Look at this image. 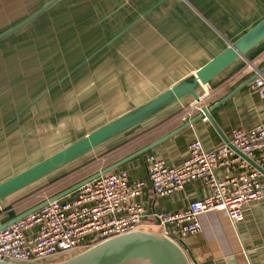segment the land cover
Returning a JSON list of instances; mask_svg holds the SVG:
<instances>
[{
    "label": "crops",
    "instance_id": "0c3cea01",
    "mask_svg": "<svg viewBox=\"0 0 264 264\" xmlns=\"http://www.w3.org/2000/svg\"><path fill=\"white\" fill-rule=\"evenodd\" d=\"M87 1L60 0L47 10L60 11L58 17L47 19V12L28 27L30 35L21 31L0 43V182L196 73L264 20V0ZM255 69L264 70V40L212 80L199 102H188L137 136L147 146L186 125L181 132L115 171H127L130 184L148 182L149 155L181 167L196 139L214 150L230 143L234 130L264 124ZM54 75L66 78L53 87L57 79L48 83V77ZM204 108L216 126L206 116L199 119ZM255 164L261 167L258 157ZM236 172L218 170L217 176ZM210 195L201 182L166 197L148 184L138 201L149 217L180 212ZM22 196L3 201L1 223L18 216L6 210ZM243 213L235 224L220 212L202 214V231L181 239L190 264H264V200Z\"/></svg>",
    "mask_w": 264,
    "mask_h": 264
},
{
    "label": "built area",
    "instance_id": "2783aa9c",
    "mask_svg": "<svg viewBox=\"0 0 264 264\" xmlns=\"http://www.w3.org/2000/svg\"><path fill=\"white\" fill-rule=\"evenodd\" d=\"M253 87L264 97V72L256 70ZM207 120V118H205ZM207 150L200 139L188 145L189 156L181 167L168 166L153 155L147 157L148 182L129 183L127 171H113L83 184L73 193L52 201L41 209L0 231V259L21 264H42L62 255L75 254L96 241H106L147 227L173 240L202 231L199 217L216 211L232 223L243 220V209L264 200V124L252 129H236L230 142ZM240 152V154L238 152ZM237 172L219 179L218 170ZM195 182L211 190L205 199L191 202L177 213L147 216L138 198L149 184L158 197L180 193Z\"/></svg>",
    "mask_w": 264,
    "mask_h": 264
},
{
    "label": "water",
    "instance_id": "95a60500",
    "mask_svg": "<svg viewBox=\"0 0 264 264\" xmlns=\"http://www.w3.org/2000/svg\"><path fill=\"white\" fill-rule=\"evenodd\" d=\"M59 1L60 0H51L27 19L2 33L0 35V41L31 24ZM263 40L264 20L258 23L239 40L231 43L227 49L196 71V73L185 77L148 101L109 121L19 174L0 182V205L8 198L23 194L22 197L17 198V200H19L29 193L31 194L38 188L58 179L64 173L71 172L81 167L84 165L86 159L90 160L92 157V159H97L108 150V146L132 139L145 132L151 125L165 119L168 115L172 114L180 107L185 106L188 102H199L202 98L203 89L208 86L212 80L222 74L239 59L245 58L246 55ZM260 72L263 73L264 70ZM256 77L257 74L255 73L253 81ZM229 97L221 100L215 107L225 102ZM203 116H206V118L216 126L207 108L203 109L199 119ZM185 127L186 125L148 145L142 150L101 170L84 181L63 191L59 195L47 199L9 222H0V231L41 209L48 203L68 196L83 184L101 175L119 169L124 164L149 152L159 144L175 136ZM228 145L232 147L229 142ZM238 153L240 154V152ZM241 155L257 170L264 174V170L260 166L256 165L243 154ZM39 182H41L40 185H38ZM27 191L32 192L28 193ZM190 259V255L186 253L182 240L170 239L160 232L138 230L113 237L86 251L77 252L66 260L50 264H190ZM0 264L21 263L0 259Z\"/></svg>",
    "mask_w": 264,
    "mask_h": 264
},
{
    "label": "trees",
    "instance_id": "16d2710c",
    "mask_svg": "<svg viewBox=\"0 0 264 264\" xmlns=\"http://www.w3.org/2000/svg\"><path fill=\"white\" fill-rule=\"evenodd\" d=\"M141 138H142L141 136H136L132 139L125 140L121 143L112 144V145L108 146V150L106 152H104L102 155H100V157L98 159L94 158L92 160L91 159L88 160L89 162L86 161L84 163V165H82L81 167H79V168H77L71 172L64 173L58 179L50 182L49 184H47L43 187L38 188L37 190L32 192L30 195L17 200L16 202H14L12 204V207H10L8 210H6V212H10V210H14V211H16L17 215L19 216V214L21 215V213L23 214V212L25 213L26 211L36 207L40 203L46 201L48 198L50 199L56 195H59L63 191H65V190L73 187L74 185L84 181L85 179L93 176L94 174L100 172L101 170H104L107 167L121 161L122 159L126 158V156L128 157V156L142 150L143 148L147 147L148 145L147 146L146 145L141 146V144H140ZM129 152H132V154L126 155L125 157H123L121 159H117V157L119 155H121V154L123 155V153H129ZM89 169H92V171L89 172ZM41 182H39L38 185H40ZM14 218H16V217H9V215H8L6 217V219L3 220L2 222L7 223ZM101 242H103V241L93 242L92 244L81 248L80 252L86 251V250L100 244ZM73 255L74 254H68V253L62 254V255H59V256L52 258V261H55V259L62 257V256L63 257L65 256L63 259L66 260V259L72 257ZM50 261H51V259H50ZM61 261H63V260H61ZM51 262H45L42 264H50Z\"/></svg>",
    "mask_w": 264,
    "mask_h": 264
},
{
    "label": "rangeland",
    "instance_id": "374dc122",
    "mask_svg": "<svg viewBox=\"0 0 264 264\" xmlns=\"http://www.w3.org/2000/svg\"><path fill=\"white\" fill-rule=\"evenodd\" d=\"M47 1L48 0H0V35L2 33L6 32V31H8L9 29L15 27L16 25H18L19 23H21L25 19H27L29 16L32 15V13L34 11H36L41 6H43ZM84 1H86V3L89 4V2L87 0H84ZM90 4H91V2H90ZM68 8L70 9L72 7H68ZM47 12H45L42 16H40L39 18H37L31 24L27 25L26 27H24L23 29H21L20 31L14 33L13 35H11L9 37H12V36L15 37V35L17 33L21 32V31H26L25 32L26 35H30V33L32 31V28L30 30L28 27H30L34 22L42 20V18L46 15ZM60 13H61L60 11H50L46 15V18L47 19L50 18V17L51 18L52 17L55 18V16L58 17L60 15ZM9 37H7V39L5 38L4 40L5 41H11L13 39L12 38L10 40ZM4 40L0 41V43L3 42ZM6 45H8V44H3V47H5ZM74 55H76L77 58L80 57V55L77 54V53L74 54ZM78 66L79 67L83 66V62H82V64H79ZM72 70H74V69H72ZM52 78H56L57 79V84H54V86H53V87H56V86H58L60 84V82L62 80H64L66 78V76L65 77H60L59 79H58V77L56 75H54V77H52V76L51 77H48V80H49L48 83H51L52 82ZM43 84L44 85H47V82L44 81ZM92 158H90V159L92 160ZM86 161H88V160L86 159L85 162ZM79 165H81V164H79ZM90 171H92V169H89V172ZM155 232H157V231H155ZM64 257L63 256L62 257H59V258L55 259V261H52V259H51L52 262L50 260H48L47 262H51V263L59 262L61 260H64L63 259Z\"/></svg>",
    "mask_w": 264,
    "mask_h": 264
}]
</instances>
